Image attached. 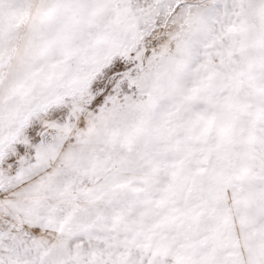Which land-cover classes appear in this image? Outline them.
Masks as SVG:
<instances>
[{"label": "snow or ice", "instance_id": "snow-or-ice-1", "mask_svg": "<svg viewBox=\"0 0 264 264\" xmlns=\"http://www.w3.org/2000/svg\"><path fill=\"white\" fill-rule=\"evenodd\" d=\"M0 264H264V0H0Z\"/></svg>", "mask_w": 264, "mask_h": 264}]
</instances>
